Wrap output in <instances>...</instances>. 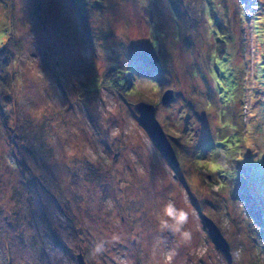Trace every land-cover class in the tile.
Segmentation results:
<instances>
[{
	"label": "rangeland",
	"instance_id": "rangeland-1",
	"mask_svg": "<svg viewBox=\"0 0 264 264\" xmlns=\"http://www.w3.org/2000/svg\"><path fill=\"white\" fill-rule=\"evenodd\" d=\"M202 2L0 0V264H264V0Z\"/></svg>",
	"mask_w": 264,
	"mask_h": 264
},
{
	"label": "water",
	"instance_id": "water-1",
	"mask_svg": "<svg viewBox=\"0 0 264 264\" xmlns=\"http://www.w3.org/2000/svg\"><path fill=\"white\" fill-rule=\"evenodd\" d=\"M162 99V103H167L173 98V92L169 90L165 92ZM136 109L139 112V121L144 128L147 129L151 139H154L156 144L161 150L168 156L169 160L174 164L175 167L179 165V160L176 155V150L174 149L172 142L167 137L164 128L159 123L156 114V106L152 103H147L140 101L136 104ZM264 161V155H263ZM205 220V225L208 228V233L210 238H212L215 247L222 251L229 260L232 258V251L230 249V243L227 238L224 237L221 228L218 227L214 219L207 215H203ZM171 234V232H170ZM172 235V234H171ZM79 260L83 263V258L81 253H79Z\"/></svg>",
	"mask_w": 264,
	"mask_h": 264
},
{
	"label": "clouds",
	"instance_id": "clouds-1",
	"mask_svg": "<svg viewBox=\"0 0 264 264\" xmlns=\"http://www.w3.org/2000/svg\"><path fill=\"white\" fill-rule=\"evenodd\" d=\"M165 214L168 218H171L175 221V230L179 231L180 228L187 222L188 220V214L184 210L177 209L175 205L171 202H169L165 207ZM169 225L167 222H164V227H168ZM185 236H187V233H184Z\"/></svg>",
	"mask_w": 264,
	"mask_h": 264
},
{
	"label": "trees",
	"instance_id": "trees-1",
	"mask_svg": "<svg viewBox=\"0 0 264 264\" xmlns=\"http://www.w3.org/2000/svg\"><path fill=\"white\" fill-rule=\"evenodd\" d=\"M193 1H195V0H193ZM200 1H201L200 7L202 8L203 2H202V0H200ZM196 2H197V1H196ZM197 7H198V4H197ZM198 8H199V7H198ZM198 8H197V9H198ZM201 8H200V10H199L198 12L201 11ZM186 11H187V10H186ZM187 12L190 13V14L188 15V17H187V21H190V22H189V24H190L191 21H193V20H191V19H192V16H193V13H192V15H191V12H192V11H191L190 8H188V11H187ZM178 13H179V12H178ZM200 13H201V12H200ZM178 15L182 17V15H184V13H179ZM200 15H201V14H200ZM201 16H202V15H201ZM181 17H179L178 20H180ZM178 20H177V22H179V24H180V21H181V20H180V21H178ZM185 20H186V19H185ZM183 23H184V22H183ZM8 45H9L8 42H6V43L4 42V45H3L2 48L0 49V54H2V52H6V49L8 48ZM115 48L119 49V51H120V46H117V47H115ZM124 50H125V49H124ZM116 63H117V61L115 62V64H113V63H109V67H110V68H113V67H114V68H117V70L120 71L121 68H119V67H118V64H116ZM127 64H128V63H127ZM131 65H134V64L132 63ZM135 67H136V66H135ZM113 70H114V69H113ZM117 73H118V72H117ZM117 73H116V74H117ZM0 99H1V94H0ZM263 249H264V248H263Z\"/></svg>",
	"mask_w": 264,
	"mask_h": 264
}]
</instances>
